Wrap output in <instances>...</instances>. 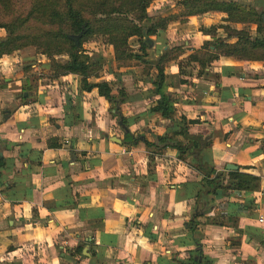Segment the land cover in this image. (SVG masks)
Masks as SVG:
<instances>
[{"label": "crops", "instance_id": "0c3cea01", "mask_svg": "<svg viewBox=\"0 0 264 264\" xmlns=\"http://www.w3.org/2000/svg\"><path fill=\"white\" fill-rule=\"evenodd\" d=\"M232 1L264 16V0ZM175 7L169 6L168 13ZM225 17L213 11L172 19L161 30L160 44L152 45L160 52L148 59L168 53L166 43L175 39V29L198 55L212 39L202 28L229 24L262 38L255 24L230 23ZM226 36L218 27L216 37ZM191 51L170 56L164 66L176 119L151 112L145 119L148 135L139 137L153 142L155 136L179 132L181 117L196 122L188 124V134L206 141L200 156L224 178L223 188L202 194V212L196 202L204 176L192 155L181 159L171 147L154 153L156 148L142 141L130 146L123 142L124 134L116 136L120 144L112 141L105 114L110 102L96 88L82 91L73 74L44 84L36 75L38 84L32 87L34 75L17 65L21 50L0 57V264H192L193 256L209 264H264V220L258 221L264 217V61L220 56L203 71L199 67L198 74H181L179 61L199 64L191 60ZM152 69L150 78L129 74L143 83L144 95L154 94ZM129 77L123 79L131 93L137 84ZM94 79L90 81L99 82ZM68 88L87 99L80 102L91 106L90 114L84 110L75 121L68 118L61 102L62 89ZM152 99L145 95L138 103L128 96L120 104L136 113L149 109ZM175 139L186 143L181 135ZM227 164L238 169L227 170ZM229 171L257 176L259 187L235 188ZM199 212L192 235L186 223Z\"/></svg>", "mask_w": 264, "mask_h": 264}, {"label": "trees", "instance_id": "16d2710c", "mask_svg": "<svg viewBox=\"0 0 264 264\" xmlns=\"http://www.w3.org/2000/svg\"><path fill=\"white\" fill-rule=\"evenodd\" d=\"M153 0H30V7L27 11L19 13L16 11V0H0V28L7 31L5 38H0V57L12 54L27 46H35L40 49L43 55L51 59L52 77L58 78L62 75L79 76V86L82 91H91L96 88L100 96L114 104L115 114H120L119 104L123 101V88L118 94L120 99L113 95L111 85L106 81L92 82L91 78H99L101 64L85 54L83 43L95 34L107 37L108 43L112 46L115 59L137 60L143 64H149L156 70L155 79L152 81L154 89L153 105L150 112H159L164 118H172L174 114V100L166 93L164 66L169 61V53L165 52L155 60H148L147 50L152 47V36L159 31L166 29L167 24L176 15L161 17L158 22H150L147 8ZM182 7L186 15H199L207 12H223L226 14L224 21L230 23L255 24L257 32L262 33V38L254 37L248 29H236L229 24H219L209 29L202 28V32L211 34L212 39L205 41L203 49L207 57L201 58L195 55L191 60L200 63V70L210 67V62L220 56L233 57L238 60L264 61V24L262 14L252 8L232 0H182ZM85 12L92 14V18H86ZM264 14V12H263ZM38 15L45 16L52 25L57 28L38 37H30L23 34V28L31 19L36 20ZM132 15V16H131ZM149 23L144 26L143 21ZM218 27L227 33L226 38L216 37ZM77 36V42L70 37ZM135 37L138 41V52L134 51L128 40ZM234 42H228V39ZM65 54L68 59L61 63L55 60L56 55ZM65 92V90H64ZM122 97V98H121ZM63 104V103H62ZM65 105V104H64ZM66 106V105H65ZM68 109V105H67ZM122 123L127 125V119L121 115ZM118 121V120H117ZM181 126L179 132H173L170 136H155V141L140 139L131 131L124 132L123 142L134 146L142 141L147 147H154L158 151L162 148H175L180 153V158L185 159L186 155H192L197 163L196 167L204 176V189L197 195L199 211L203 210L202 194H211L217 189L223 188V175L217 172L213 166L203 162L200 151L207 145L200 136L188 134V124L196 123L194 120L187 121L180 118ZM118 125V124H117ZM119 126V125H118ZM181 135L186 143L176 140L175 136ZM157 151V152H158ZM159 153V152H158ZM4 159L0 157V166ZM229 178L235 180L234 187L244 191H255L259 187V178L254 175L239 171H229ZM195 215L186 223L190 232L195 234L197 227ZM197 247H200V240L193 237ZM78 253L81 252L77 248ZM192 264H209L207 261H198V257L191 258Z\"/></svg>", "mask_w": 264, "mask_h": 264}, {"label": "rangeland", "instance_id": "374dc122", "mask_svg": "<svg viewBox=\"0 0 264 264\" xmlns=\"http://www.w3.org/2000/svg\"><path fill=\"white\" fill-rule=\"evenodd\" d=\"M181 2L182 0H153L148 5V8H147L149 12L148 18H150V22L151 21L158 22L161 19V17L168 16V14L176 15V18H175L176 21L186 20V18H184L186 16L185 9L184 7H182ZM174 3L176 4V7L174 9L173 8L169 9V11L171 10L170 11L171 13H168L169 6H172ZM29 7H30V0H16L15 8L17 12L23 13L27 11ZM172 10H176L177 13H172ZM84 16L86 18H92V14L89 12H85ZM148 23L149 22L145 19L142 24H144V26H147ZM169 25H170L169 28H172V25L171 24ZM56 28L57 26L52 25L51 22H49V20L45 18V16L38 15V18H36V20L31 19V21H29L23 28H21V30L23 34L25 35H28L30 37L32 36L38 37V36H41L42 34L53 31ZM161 32L162 31H160L157 35L151 37L153 40V45L155 44V42L159 43L160 39H162ZM172 34L174 36L173 38L175 39L170 40L169 42L166 43V45L168 46L167 50H168L169 56L174 57L178 55L179 53L183 52L184 49H185L184 53L187 54L188 52H186V50L192 49L193 51L191 52L193 53L190 54V56L191 55L193 56L196 54V56L201 57V58L207 57V53L205 50L201 51L200 55H198L197 52L194 53V50H195L194 47H189L188 45L183 44L184 42V39L182 37L183 32L180 29L173 30ZM6 35H7V31L3 28H0V38H5ZM193 40L194 39H190L189 40L190 43L194 42ZM128 42H129L130 47L134 51L138 52L139 44H138L137 39L135 37H132L128 40ZM160 49L154 51L155 50L154 47H151L149 50H147V59L148 57L152 58L154 56V53L158 55V53L160 52ZM20 50L22 53L20 52ZM20 50L19 52H17V55L21 53L22 58L20 59L17 65L20 71L34 75L35 80H32V84H31L32 87L38 84V79L36 78V75H39L40 77L39 84L41 83L44 84L48 82L50 83L53 79H55L52 77L53 71L51 70V64H52L51 59L47 57L46 55H43L40 49L36 48L35 46H27ZM83 50L85 54L90 56L91 59L101 64V70H99V73H98L99 74L98 81H102L104 79V81L108 82L111 85L113 95L116 98L120 99V96L118 94V91L120 90V88H123V94H124L123 100L124 98L126 99V97L129 96V97H132L134 101L137 100L139 103L141 101H144L145 95H146V99L151 100L152 98H154V95L152 93L144 95L143 91H141V90H144L143 83L138 85V81L136 79H131L130 78L131 76L129 75V74L133 75L132 72H137V74H139L140 76H142V74L144 75L147 74V77H149L148 76L149 73L154 72L152 67L149 64H143L134 59L118 61L117 59H115L113 48L108 43L107 37L99 35V34H95L92 37H90L87 41H85L83 43ZM198 52L200 51L198 50ZM67 59L68 57L65 54L55 56V60L61 63L66 62ZM188 62H189V59L187 60L184 59V60L179 61L180 73L187 74V73H191L193 70H196L197 73L195 74H198V72L200 71L199 70L200 63L199 64L198 63L189 64ZM77 77L79 78V76ZM124 77L125 78L129 77L130 81L135 80L134 84H137V86L135 85V90L133 92L129 93L128 91H126L128 87L125 86V79H123ZM90 80L95 81L94 78H91ZM131 83L132 85L130 87L133 88V82ZM31 86H27V88L31 90ZM63 91L64 89H62L61 93H64L65 95L61 96L62 97L61 102L66 105L65 110H66V113L68 114V118L75 121L76 118L78 119L79 116L83 115L84 110H87V112L90 114L91 106L90 105L85 106V104L81 103V102L86 101L87 99L85 100L82 99L83 96L78 93H74V92L68 93L71 91L70 88L65 90V92ZM176 95H179V94L174 93L173 97L179 98V96L177 97ZM88 101H91V96L88 98ZM131 101L132 100H130V103ZM67 105H68V109H67ZM127 106H129V104L127 105H125L124 103L119 104V108L123 107V112H122V109L120 110L122 112V115L127 119V125L128 126L131 125L133 129V133H135V136H138L139 134L148 135L147 128L145 127L146 125L145 119L151 115L150 109L144 110L141 108V109H137L135 111L136 113H133V112L127 111V108H126ZM107 108L108 110L105 112L106 118L109 119L111 123V129L107 131L110 133H113V135L115 136L122 137L124 134L123 129L121 128V126L117 125V120L119 119V117L117 114H115V112H111V109L114 108V104L109 103L107 105ZM108 113L109 115L111 113L110 118H108L109 116ZM173 119H176V116L171 118V120ZM135 122L140 123V124L133 126ZM89 127L92 128V125L90 123H89ZM154 141H155V137H154ZM157 151H154V153H157Z\"/></svg>", "mask_w": 264, "mask_h": 264}, {"label": "water", "instance_id": "95a60500", "mask_svg": "<svg viewBox=\"0 0 264 264\" xmlns=\"http://www.w3.org/2000/svg\"><path fill=\"white\" fill-rule=\"evenodd\" d=\"M263 21H264V16L262 17ZM75 42H76V45L78 44L77 42V36H70ZM26 95V94H25ZM113 112H116V110H113ZM119 116V119H118V125L121 126V128L124 130V132H128L129 131V128L127 125H125L124 123H122V119H121V116L120 114L118 115ZM112 141L116 142V143H121V139L116 137V136H113L110 138ZM0 155H1V152H0ZM226 169L227 170H237V166L236 165H233V164H227L226 165ZM197 214V211L195 212ZM195 216V214L193 215Z\"/></svg>", "mask_w": 264, "mask_h": 264}, {"label": "built area", "instance_id": "2783aa9c", "mask_svg": "<svg viewBox=\"0 0 264 264\" xmlns=\"http://www.w3.org/2000/svg\"><path fill=\"white\" fill-rule=\"evenodd\" d=\"M263 220H264V217H263V216H260V217L258 218V221H259V222H263Z\"/></svg>", "mask_w": 264, "mask_h": 264}]
</instances>
